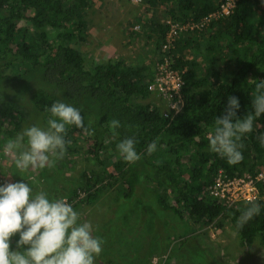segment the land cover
<instances>
[{
	"label": "trees",
	"instance_id": "trees-1",
	"mask_svg": "<svg viewBox=\"0 0 264 264\" xmlns=\"http://www.w3.org/2000/svg\"><path fill=\"white\" fill-rule=\"evenodd\" d=\"M90 6L91 0H0V146L33 124L47 128L51 105L62 101L79 109L85 125L94 130L89 135L75 125L66 126L65 139L71 143L63 158L55 159V173L60 167L66 182L63 194L71 200L78 198V190L90 192L103 180L107 161L100 156L102 149L118 152L116 145L133 137L141 158L128 163L116 154L114 161L116 168L120 164L124 168L121 177L128 182L126 197L139 199L133 196L138 186L153 182L164 189L152 190L158 204L179 216L183 225L190 219L200 225L216 220L222 231L231 227L233 239L243 248L253 245L258 236L264 240V200L257 202L260 214L238 228L237 218L250 205L226 207L201 195L202 187L210 181V169L223 166L230 176L264 169V146L258 139L264 135V114L254 120L253 131L242 136L243 160L235 165L212 152L208 140L215 118L225 113L229 96L239 100V118L253 111L255 84L264 79V0H240L230 16L201 31L195 29L197 41L209 32V49H214L215 43L220 46L223 40L229 41L225 58L212 57L206 65L197 62L198 68L207 69L202 76L191 68L194 63L179 53L187 41L184 43L183 36L178 35L172 68L183 74L184 104L169 116L161 106L141 101L152 94L148 86L158 71L156 62H163L165 34L171 23H200L215 8L212 1L142 0L141 6L151 15L150 32L140 41L147 50L129 62L123 58L95 61L78 48L83 37L79 25L86 22L81 13ZM201 50L198 46L196 54ZM146 53L152 57L149 65ZM220 60L224 62L222 73ZM220 74L222 77L215 80ZM206 83L210 86L202 89ZM113 118L120 121L115 130L109 127ZM153 140L157 148L149 154L147 149ZM78 150L94 153L103 170L91 167L89 161L84 172L75 173L76 178L70 181L64 169L74 167L69 157ZM107 160L111 163L110 156ZM49 169L45 167L43 172ZM169 192L178 206L166 200ZM97 198L91 194L79 200L92 203Z\"/></svg>",
	"mask_w": 264,
	"mask_h": 264
},
{
	"label": "clouds",
	"instance_id": "clouds-1",
	"mask_svg": "<svg viewBox=\"0 0 264 264\" xmlns=\"http://www.w3.org/2000/svg\"><path fill=\"white\" fill-rule=\"evenodd\" d=\"M73 1L74 0H72V2ZM127 1L139 7L142 2V0ZM211 1L215 7L211 13L216 14V19L211 22L212 24L219 19L233 14L240 0H236V5L229 13H224L222 10V5L225 3V0ZM141 7L142 12L138 14V18H131V26H127V28L134 32L141 33L142 31V34L148 36V33H143V27L146 24L149 26L148 19L151 15L145 12L143 9L144 6ZM81 14L86 16V10ZM208 15L209 14L204 16L202 20L207 18ZM139 18L142 19V22L138 21ZM136 23L142 25L140 31L133 29ZM79 29L80 35L83 36L79 39L81 43L85 39L87 40L88 36L85 35V29L82 25H79ZM194 33V31L180 33L183 36L184 43L187 41V44L184 48L185 52H183V49L179 53L184 56V60L193 62L194 66H191V68L196 71V74L198 73L197 70H199V75L202 76L207 69L198 68L197 62L206 65L209 64L212 57H217L218 59L225 58L229 54V50L227 49L229 41L223 40L220 46L215 43V48L209 49L207 37H204L206 32L202 35L200 41L195 40V36H190L194 35ZM80 43H78V48ZM198 46L202 48L199 52L200 55L195 54ZM82 53L88 57L83 51ZM149 64L150 63L147 62V65ZM223 64L224 62L220 60V65L222 67L221 73L224 70ZM156 66L158 67L157 62ZM187 69L188 66L186 67V70ZM179 73L183 77L180 70ZM221 77L220 74V76L217 77L218 79L216 78L215 80H219ZM153 79L150 81L149 86ZM149 86L148 88L152 94H160L157 90H151ZM209 86L210 83H206L202 89H207ZM255 89L256 94L252 100V112H248L243 118H239L237 116V110L240 108L239 100L235 96H229L225 113L215 118V127L213 131H209L208 133L210 150L217 153L220 157L226 158L229 165H235L243 160V154L241 152L243 144L240 143L242 136L252 132L254 120L261 116V114H264V79H261L255 84ZM160 98L167 101V108H163L166 115L169 116L174 114H167L170 112L169 102L161 94ZM149 99L150 98L142 99L141 101L152 103ZM173 107L176 106L174 105ZM49 112L51 118L47 121V128H41L33 124L18 133L15 138L8 139L7 142L0 146V171L2 173V176H0V264H95L96 257H98V264H114L111 259L104 261V239L98 236L96 231L93 232L91 220L85 213L86 205L91 203H82L79 199L85 198L91 194L99 198L100 195L102 196L109 191L115 192L117 197L129 198L126 197V193L129 191L128 182L121 177L124 168L122 164L119 165V168H116L114 161H116V154H119V156L128 163H135L138 161L141 157L136 151V140L133 137L121 140L116 145L119 153L111 149H102L100 156L107 161L106 175H104L102 181H98L95 186L90 189V192L78 190V198L71 200L68 195L63 194L65 190H62V186H65L66 182L62 180V186L55 193L49 195L47 193L46 180L55 173V159L63 158L67 152V145L71 143L65 139L67 133L66 126L75 125L89 135L93 134L94 131L90 130V127L85 125V120L81 111L70 104L56 101L51 105ZM109 127L112 130L119 128L120 121L113 118L109 122ZM113 134L115 135V131H113ZM258 139L261 146H264V135L259 136ZM156 148L157 141L153 140L149 144L147 151L150 154L154 152ZM94 155V153L91 151L88 152V150L83 152L78 150L72 153L69 158L72 160L74 167L70 171H68L69 169H64V176L71 181V179L76 178L74 176L75 173L84 172L82 169L87 166L86 164L89 161L91 167L96 165L95 169L98 170L100 168L102 171L103 167L95 161V158H93ZM108 156H110L111 163H108ZM4 158L8 165L7 169L12 173L11 176L15 177V179L7 176L8 173L6 169L4 170L5 166L2 164ZM89 158L93 159L89 160ZM45 167H50L47 173L43 172ZM223 168L227 172V169L225 167ZM77 169L79 170L78 172ZM210 170V181H207L202 187L203 192L201 195L203 194V198L205 196L206 198L211 197L218 200L226 207H234L242 204L250 205L246 210L242 211L241 215L237 218L236 226L238 228H242L249 220L260 214L261 206L257 202L264 200V180L258 183L259 195L255 200H242L229 204L225 199L226 196L212 193L211 186L214 185V174L216 170ZM260 171H264V169ZM258 172L247 173V171H244L242 175L236 176L254 177ZM68 173L69 175H67ZM228 176L236 177L235 175ZM60 179H62V177H60ZM203 181L206 182V179ZM145 188L150 189L155 199L156 197L152 190L164 192L163 188L150 182L138 186L133 196H139L141 199L145 200L139 195V190ZM166 200L169 202L173 200V195L170 192L169 195L166 196ZM172 204L178 206L175 200L172 201ZM157 205L168 215L173 214L177 216L171 210L164 209L158 202ZM185 214L189 216L188 211H186ZM82 215L84 216V222L81 223L80 216ZM177 217L181 221V218L179 216ZM162 218L165 219L167 223H173V220L167 215H162ZM189 221L192 222L194 220L190 219ZM186 223L188 224V222ZM191 226H193V224H191ZM202 226L205 228L204 231H206L213 240L219 238L224 232V230H221L222 226L217 225L216 220ZM189 233L183 235V237L190 236ZM258 239L259 242H257ZM15 243L16 247L14 248ZM257 243L260 244L257 251H264V240L261 236H258L253 245H247L246 248L241 246L243 249L241 259L236 260L238 259L236 258L233 261L250 260L253 253L252 249ZM236 245L240 246L237 240H229L228 243L221 246L219 254L224 252L223 249H226V252L230 254L229 260H231V258H234L233 253ZM247 251L249 253H247ZM132 255L134 254L131 253L130 256ZM167 256V252L162 255V264H165ZM215 260V258L214 260L211 259V262L216 264H227ZM159 261L160 259L156 256L152 260L155 264L159 263ZM252 262L255 261H251V263Z\"/></svg>",
	"mask_w": 264,
	"mask_h": 264
},
{
	"label": "rangeland",
	"instance_id": "rangeland-1",
	"mask_svg": "<svg viewBox=\"0 0 264 264\" xmlns=\"http://www.w3.org/2000/svg\"><path fill=\"white\" fill-rule=\"evenodd\" d=\"M123 1L129 7H134L129 1ZM141 8V6H136L134 12H131L129 16H125L122 3L118 0H111L107 7L104 6L106 10L105 18L107 19L106 28L108 24L109 26L113 22L115 24L113 29L106 34L108 46H118V50L108 57L109 59L123 58L129 62L139 52L144 50V53L147 50L146 44L140 42L144 41L147 35L142 34V31L139 33L126 28V26H131V18H135ZM138 21L142 22V19L139 18ZM103 31L101 29L99 34L101 35ZM149 32V26L146 24L143 27V33L147 34ZM100 35L99 40L102 39ZM204 37L209 40V32ZM183 52H185V49ZM146 56V64L147 62L151 63L150 58L152 57L149 58L147 53ZM149 100L155 105L164 109L167 108V101L160 98V94L153 93ZM2 164L6 167L4 168L8 173L7 176L11 177L12 173L7 169L8 165L5 158L2 160ZM61 175L62 171L59 167L57 173L46 180L49 195L55 193L62 186ZM0 176H2L1 171ZM72 184H75V182H72ZM139 195L145 200L117 197L115 192L109 191L102 196L100 195L91 204L86 205L85 213L91 220L93 232L96 231L97 235L104 239V261L111 259L114 264H155L152 260L156 256L160 259L157 264H162V255L167 252L168 256L165 264H211V259L214 260V258L220 263L227 264H264V251H257L259 243L255 244L252 249L251 261H255L252 263L249 259L240 260L239 262L233 261L242 257L243 249L239 245L235 246L234 258H231V260H229L230 254L226 252V249H223L224 252L219 254L221 246L234 238L230 226L224 229L219 238L213 240L198 222L188 221V225L183 226L177 216L168 215L164 212L162 208L158 207L150 189L139 190ZM162 215L169 216L173 220L172 225L167 223ZM83 218V215L80 216L81 223L84 222ZM183 228L186 232H190V236H179L180 233L183 235ZM259 239L257 242H259ZM207 246L209 249L206 250ZM131 253L134 255L130 256Z\"/></svg>",
	"mask_w": 264,
	"mask_h": 264
},
{
	"label": "built area",
	"instance_id": "built-area-1",
	"mask_svg": "<svg viewBox=\"0 0 264 264\" xmlns=\"http://www.w3.org/2000/svg\"><path fill=\"white\" fill-rule=\"evenodd\" d=\"M235 5L236 0H225V3L222 5V10L224 13H229ZM215 19L216 14L211 13L198 24L192 22L186 24L171 23V26L165 34V40L162 46L165 54L163 62L159 63L157 67L158 71L149 87L151 90H157L168 100L170 106L168 115L180 111L181 106L184 104L182 88L185 80L179 71L172 68V63L174 62L173 51H177L178 48V35L185 31H195L196 28L201 31ZM141 28L142 25L139 23H136L133 27L136 31H140ZM174 105L176 107H173ZM262 180H264V171L258 172L254 177H229L226 170L220 167L214 174V185L211 186L212 193L226 196L225 199L229 204L242 200H255L259 195L258 183Z\"/></svg>",
	"mask_w": 264,
	"mask_h": 264
},
{
	"label": "crops",
	"instance_id": "crops-1",
	"mask_svg": "<svg viewBox=\"0 0 264 264\" xmlns=\"http://www.w3.org/2000/svg\"><path fill=\"white\" fill-rule=\"evenodd\" d=\"M111 0H91V6L86 11V18L82 27L85 29V35L88 36L87 40L85 39L79 44V48L88 55L89 59L97 60H107L108 57L112 56L114 52L118 50V46L115 45L108 46L107 36L115 24L112 23L111 26L109 24L106 28L107 19L105 18L106 10L104 6H108ZM122 3V8L124 9L125 16H129L131 12H134V7H129L125 1L118 0ZM107 9V8H106ZM138 10V9H137ZM142 12V9L139 10V14ZM138 18V15L136 16ZM118 27V25H117ZM127 28V26H126ZM103 29L104 31L100 35L99 32ZM99 35L102 37L99 40ZM194 37L195 35H190ZM113 39V38H112ZM180 48V47H179ZM196 54V51H195ZM111 59V58H110ZM5 170V168H4ZM69 175V173L67 174ZM11 178L15 179V177ZM95 264H98V257L95 258Z\"/></svg>",
	"mask_w": 264,
	"mask_h": 264
}]
</instances>
